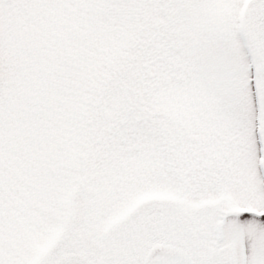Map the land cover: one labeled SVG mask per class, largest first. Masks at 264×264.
I'll return each instance as SVG.
<instances>
[{"label":"snow or ice","instance_id":"obj_1","mask_svg":"<svg viewBox=\"0 0 264 264\" xmlns=\"http://www.w3.org/2000/svg\"><path fill=\"white\" fill-rule=\"evenodd\" d=\"M0 264H264V0H0Z\"/></svg>","mask_w":264,"mask_h":264}]
</instances>
